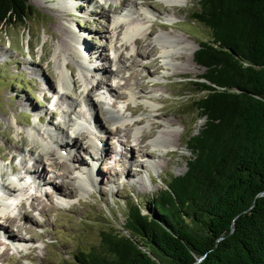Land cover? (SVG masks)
I'll list each match as a JSON object with an SVG mask.
<instances>
[{
    "label": "rangeland",
    "instance_id": "374dc122",
    "mask_svg": "<svg viewBox=\"0 0 264 264\" xmlns=\"http://www.w3.org/2000/svg\"><path fill=\"white\" fill-rule=\"evenodd\" d=\"M60 1L56 7L55 0H29L35 17L25 27H0V182L11 179L16 187L8 200L0 190V210L14 221L0 220V264H71L79 252L98 244L102 229L112 225L123 230L124 202L143 205L173 177L183 175L191 157L186 141L203 125L194 109L203 93L191 83L204 69L188 63L189 53L210 37L191 19L199 0H178V6L128 0L126 10L121 7L127 0ZM111 7L115 11L108 12ZM143 7L152 10L150 16L140 15ZM131 23L151 33L142 40L138 31L134 44L124 37ZM175 40L187 43L171 51L172 61L162 58L158 46ZM88 52L90 58L83 56ZM115 54L122 55V63L112 67ZM111 68L118 72L110 75ZM126 78L129 86L122 87ZM100 80L105 86L92 89ZM73 108L83 124L79 134L86 132L90 139L81 138L76 146L82 150L69 151L70 157L62 150L61 159L55 153L48 156L49 149L56 152L57 145L72 140L66 124ZM112 112L114 123L108 121ZM93 116L98 124L90 123L97 129L88 122ZM116 127L122 133L112 130ZM168 141L175 147L166 155ZM99 149L111 155L94 164L101 174L94 182V175L79 171L93 165ZM38 166L47 174L43 187L32 179ZM1 229L26 243L11 246Z\"/></svg>",
    "mask_w": 264,
    "mask_h": 264
},
{
    "label": "trees",
    "instance_id": "16d2710c",
    "mask_svg": "<svg viewBox=\"0 0 264 264\" xmlns=\"http://www.w3.org/2000/svg\"><path fill=\"white\" fill-rule=\"evenodd\" d=\"M35 17L29 0H0V27ZM210 33L193 53L203 73L186 141V171L143 203L125 201L123 230L71 264H264V0H199Z\"/></svg>",
    "mask_w": 264,
    "mask_h": 264
},
{
    "label": "bare ground",
    "instance_id": "6f19581e",
    "mask_svg": "<svg viewBox=\"0 0 264 264\" xmlns=\"http://www.w3.org/2000/svg\"><path fill=\"white\" fill-rule=\"evenodd\" d=\"M49 1V0H48ZM52 1H54V0H52ZM56 2H55V6L57 7L60 3H63L64 1H60V0H55ZM144 1H148V0H144ZM162 3H165L166 5H173V6H178L179 5V2H178V0H160ZM50 2H51V0H50ZM40 3H42V1L40 2ZM127 3H129V1L127 0V1H125V5L123 4V7H121V9H123V10H126V8L127 7H129V6H126L127 5ZM144 4H145V2H144ZM61 5V4H60ZM66 4H64V6H65ZM67 7H68V4L66 5ZM65 6V7H66ZM79 5H75V6H72V9L74 10V12L75 13H78V10H79ZM125 7V8H124ZM108 12H113V11H115V9H113L112 7L111 8H108V10H107ZM140 11L142 12L140 15H145V16H150V14L152 13V10H150V8H147V7H143V8H140ZM128 25V24H127ZM138 31H140V33H142L143 34V36H142V40H144V39H146L147 38V36L151 33L150 32V29H144V28H140L136 23H131L128 27H127V29H126V31L124 32V37H127V39H131L132 40V42L134 43V44H137L138 43V39H140V38H137V36H136V34H138L137 32ZM181 36H183L181 33H179ZM180 37V36H179ZM178 38V37H177ZM126 43H127V41L126 40H123V42H122V45H121V47L122 48H124V47H126ZM169 43V42H168ZM168 43H165V44H160L159 46H158V50L160 51V56H162V58L164 57V58H166L167 60H169V61H172L173 60V57H171V51L174 49V48H177V47H179L182 43H187V40H185L184 42H180V40H175L174 42H172L171 44H168ZM186 45V44H185ZM182 47H184V46H182ZM116 51V50H115ZM114 51V53H118V52H115ZM192 54H193V52L191 51L190 53H189V55H188V63H190L191 65H193L194 66V63H193V60H192ZM86 56V58H90V56H92V54H91V52H88L87 54H83V56ZM140 55V54H139ZM82 56V57H83ZM121 56L122 55H114L113 56V64H112V67H114L115 66V64H121L122 63V61H121ZM171 59V60H170ZM115 72H118L117 71V69L116 70H113L112 68H111V70L109 71V74L111 75V74H114ZM148 74V73H147ZM128 78H126V79H124V81H123V84H122V87H127V85H128V80H127ZM104 81H102V80H100L99 82L98 81H95V85L92 87V89H94V87H100V88H102V87H104L105 86V84L103 83ZM48 86V85H47ZM65 86H67V84L65 83ZM129 86V85H128ZM48 87H50V84H49V86ZM47 88V87H46ZM106 88H104V90H105ZM131 91V90H130ZM105 93L109 96V97H113L112 96V94H110V92L108 91V89H106L105 90ZM128 94H129V96H131V97H133V93L132 92H128ZM87 95H89V92L87 93ZM47 97H49V96H47ZM46 101L47 100H50V97H49V99H45ZM94 105V104H93ZM128 108V107H127ZM136 108V106L134 107V108H132L131 109V111L133 110V113H135V112H137L138 111V109H135ZM34 111V110H33ZM108 115H109V120L108 121H110V122H113L114 123V121H116L117 120V116H116V114H114L113 112L110 114V113H107ZM163 113H161V115H162ZM52 115H54V113H52ZM54 118V117H53ZM42 119H43V117H41V116H39L38 117V120L40 121V122H42ZM88 122H89V125L92 127V124L96 127V124H98V120H96V117L95 116H93V117H90V120H88ZM90 122H92V124L90 123ZM96 123V124H95ZM168 124H171V122H168ZM67 130L68 131H70V133L73 135V137H72V140H70L69 141V139H68V141H66V142H64L63 144L62 143H60L59 145H57V151L55 152V149L54 150H52V149H49L48 151H47V155L48 156H54V153L56 154V156H57V158H62L61 156H60V154H59V150H62L61 151V154L62 155H64V156H67V157H70V152L69 151H74L75 149H77V148H79V149H81L82 150V148H80V147H78V146H76V144L80 141V139L82 138V140H89L90 139V135L88 134V133H86V132H84V133H81V134H79V131L78 130H80L81 128H83V124L81 123V118L79 117V115H78V113L75 111V109L73 108L71 111H70V116H69V119H68V121H67ZM89 126V127H90ZM98 126H100V123H99V125ZM152 126H153V128L155 127V125H154V123L152 124ZM91 127H90V129H91ZM60 129L61 127L60 126H57V129ZM93 128V127H92ZM93 129H97V128H93ZM63 130V129H62ZM99 130V129H98ZM115 133H122L121 132V129L120 128H118V127H116L115 129H112ZM99 131H101V130H99ZM69 135V134H68ZM77 135V136H76ZM70 138V137H69ZM146 137L145 136H142V138H141V141L142 140H144ZM140 144L141 143H138V144H136L135 145V148L137 149V150H139V149H141V146H140ZM178 144V143H177ZM158 144L155 142L154 143V146H157ZM92 146V145H91ZM175 146H174V144L171 142V141H168V142H166L165 143V154L167 155V153L169 152V150H167V149H172V148H174ZM92 148H94V149H98V147L96 148V147H92ZM99 152H100V154L99 155H97L96 153L94 154V156L96 157L95 158V160H94V158H93V160H92V166H90V168L89 167H85V169H80V171H79V173H80V175H84V173H85V176H87V177H89V175L92 177L93 175L96 177V179H93V177H92V179L94 180V182H97V180H98V176H100L101 174L100 173H97L96 172V168H95V163L96 162H99V160L100 159H102V160H106V159H109L110 158V155L111 154H109V152L106 150V149H102V150H98ZM122 155L124 156V158H125V156H126V153L123 151L122 152ZM145 155H148L147 153H145ZM127 158V157H126ZM102 160H100V161H102ZM43 162V158L41 157L40 158V163H42ZM115 162V161H114ZM117 162V161H116ZM124 163V162H123ZM55 166H56V163H53ZM82 168L84 167V166H81ZM13 171H14V168L12 169ZM31 172V171H30ZM32 174L34 175V173H37V175L35 174L33 177L34 178H32L33 179V183H35L38 187L39 186H44V183H42V178H45L46 177V171L43 169V167L41 168V169H39V166L38 167H36L35 169H32ZM87 173V174H86ZM96 173H97V176H96ZM29 174V173H28ZM89 174V175H88ZM31 175V174H30ZM61 176H63L64 177V171L61 173ZM81 176V177H82ZM66 178V177H65ZM39 181V183H41V184H38V182L37 181ZM56 180H57V178H56ZM36 181V182H35ZM83 182L82 183H85L86 185L88 184L87 183V181L85 180V179H83L82 180ZM13 184L14 185V181L13 180H9V182L7 183V181H1L0 182V190H1V192L2 193H4L5 195H7V200L8 199H11V198H9V197H11L13 194H11L12 192H14V190L16 189V187H13L11 184ZM10 185V186H9ZM58 189L60 190V188L58 187ZM55 192H56V189H55ZM36 199L37 200H39L40 201V197H38V196H36ZM3 206V205H2ZM1 211H3V210H0V220L1 219H3V220H5V222H9L10 224L11 223H14V221L13 220H11V217L10 216H8V215H6V214H4L3 212H1ZM25 220L26 221H28V222H32V220H30V219H28V218H25ZM4 230V229H3ZM2 229H1V231H3ZM3 233L5 234V236L8 238V240L6 239V241H8L10 244H11V246H13V245H16V244H19V245H21V244H25L26 242H24L23 240H22V238H20V237H18V236H14L11 232H8L7 230H5V231H3ZM15 237V238H14ZM17 239V241H15L14 239ZM13 239V240H12ZM19 240H22V241H19ZM28 259H30V260H35V258L34 257H32V256H26Z\"/></svg>",
    "mask_w": 264,
    "mask_h": 264
},
{
    "label": "water",
    "instance_id": "95a60500",
    "mask_svg": "<svg viewBox=\"0 0 264 264\" xmlns=\"http://www.w3.org/2000/svg\"><path fill=\"white\" fill-rule=\"evenodd\" d=\"M260 195H264V193H261Z\"/></svg>",
    "mask_w": 264,
    "mask_h": 264
}]
</instances>
